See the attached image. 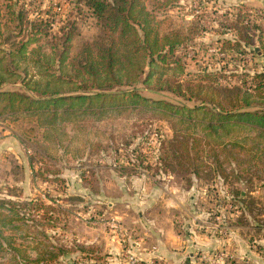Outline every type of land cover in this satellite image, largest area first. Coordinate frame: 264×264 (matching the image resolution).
Segmentation results:
<instances>
[{"label":"rangeland","instance_id":"374dc122","mask_svg":"<svg viewBox=\"0 0 264 264\" xmlns=\"http://www.w3.org/2000/svg\"><path fill=\"white\" fill-rule=\"evenodd\" d=\"M157 14L170 17L166 29L195 32L177 46L182 70L166 77L202 91L150 89L142 81L112 90L136 87L152 99L194 106L210 96L211 79L228 86L264 81V0H169ZM26 16L52 20L53 32L73 25L76 40L92 38L100 22L84 1L0 0V46L19 73L1 88L35 95L23 77L38 76L37 68L19 55L13 62L10 52L26 37ZM253 94L244 109L264 110V86ZM9 109L0 115V197L50 206L44 218L31 211L3 227L15 231L31 260L40 256V241L43 249L63 250L38 264H264V154L252 150L255 131L237 148L239 160L209 147L187 152L185 141V151H175L188 161L182 171L163 160L174 152L172 122L143 106L95 109L47 127ZM216 159L222 165L214 171ZM190 163H199V172ZM10 251H0V261Z\"/></svg>","mask_w":264,"mask_h":264},{"label":"trees","instance_id":"16d2710c","mask_svg":"<svg viewBox=\"0 0 264 264\" xmlns=\"http://www.w3.org/2000/svg\"><path fill=\"white\" fill-rule=\"evenodd\" d=\"M79 1H84L100 22L99 32L89 39L79 37L76 40L73 25H62L61 31L53 32L52 20L26 16V37L13 49L17 53L10 52L13 62L14 57L19 55L30 59L37 68L38 76L23 77L24 83L35 95L1 88L7 80H15L19 73L6 63L5 49L0 46V104L9 102L8 106L4 103L0 115L7 107L11 116L23 110L35 115L47 127L54 121H64L95 109L125 110L129 106H143L172 122L174 136L171 145H174V152L167 150L163 160L178 162L179 170L190 169H187L188 161H183V156L175 153L178 148L185 151L182 147L185 141L189 143L185 147L187 152H193L195 148L200 150V146L209 147L214 156L225 152L228 159L233 156L239 160L237 148L247 144V131L256 132L252 138V150L257 149L256 157H263L257 153L264 154V110L244 107L251 105L253 90L264 86V81L258 84L255 81L248 86H245L246 83L228 86L211 79L212 83L208 85L210 96L204 103L194 106L162 98L152 99L136 87L112 90L119 85L142 81L150 89H173L182 94H186L188 89L191 95L202 91L199 88L196 91L194 87L184 90L181 82L173 85L166 77L169 72L182 70L183 59L176 54L177 46L190 40L195 33L192 29L163 27L165 19L170 17L160 18L157 12L169 0H153L152 7L147 0ZM194 22L197 25L199 21L195 19ZM256 77L260 78L261 73H257ZM195 157L199 159L196 154ZM191 165L190 171L199 172V163ZM221 165L216 159L210 168L216 171ZM47 206L39 200L21 202L0 197V251L11 249L10 258L0 261V264H38L39 260L47 258L45 255H50V259L63 250L61 247L62 250L59 248L56 251L58 247L47 243H44L46 249H43L38 241L36 247L40 256L31 260L15 231L10 234L4 232L3 227L14 217L20 220L27 218L31 211L41 212L44 218L50 207Z\"/></svg>","mask_w":264,"mask_h":264}]
</instances>
